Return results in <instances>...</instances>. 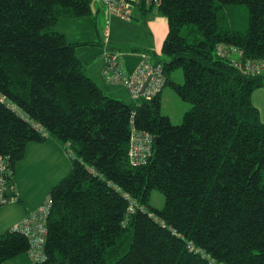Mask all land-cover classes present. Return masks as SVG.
Listing matches in <instances>:
<instances>
[{
	"label": "trees",
	"instance_id": "1",
	"mask_svg": "<svg viewBox=\"0 0 264 264\" xmlns=\"http://www.w3.org/2000/svg\"><path fill=\"white\" fill-rule=\"evenodd\" d=\"M94 1L0 0V156L10 160L9 185L30 143L56 140L72 161L48 196L47 258L38 264H264V122L253 104L264 76L243 74L219 53L233 46L264 59V0H163L170 60L155 65L191 104L180 125L162 114V94L129 103L108 96L77 54L99 42H70L55 29L93 15ZM177 69L183 84L171 78ZM133 129L155 140L138 167ZM155 190L163 209L150 204ZM29 246L1 234L0 264Z\"/></svg>",
	"mask_w": 264,
	"mask_h": 264
},
{
	"label": "rangeland",
	"instance_id": "2",
	"mask_svg": "<svg viewBox=\"0 0 264 264\" xmlns=\"http://www.w3.org/2000/svg\"><path fill=\"white\" fill-rule=\"evenodd\" d=\"M55 29L64 33L70 42H82L86 40L99 42L94 47H79L77 49V54L86 63L87 69L94 66L95 63L98 64L99 60L102 61L104 69L105 63L103 64V61L105 62L106 52L122 54V59L127 70L128 68H133L137 61L144 56L151 63H155L156 61L164 63L170 60L163 53V45L169 32L168 19L158 9L143 17L138 15L136 19L131 21L113 17L110 20V24L107 25V11L103 0H95L93 15L64 20ZM107 30L109 31V36L105 37ZM171 78L177 83L183 84V70L177 69L173 71ZM108 87L110 88L109 90L106 89L108 96L126 103L132 101L129 91L123 86L108 85ZM161 102L162 114L170 117L174 125L182 124L186 112L191 109V104L183 101L169 86L165 87ZM65 152V157L70 164L71 171L72 161L70 152L66 150ZM46 159L44 158V160ZM49 159L53 163L51 156H49ZM23 164L21 161L18 163L19 187L24 197L30 195L29 198L40 196L49 183L55 181V184H57L70 173V171L65 175L62 173L63 176L59 177L50 170L53 164H48L36 170H32L29 165ZM29 198L26 199L28 200ZM165 202V197L160 191L155 190L152 192L150 200L152 207L163 209ZM9 206L8 204L0 205V209Z\"/></svg>",
	"mask_w": 264,
	"mask_h": 264
},
{
	"label": "built area",
	"instance_id": "3",
	"mask_svg": "<svg viewBox=\"0 0 264 264\" xmlns=\"http://www.w3.org/2000/svg\"><path fill=\"white\" fill-rule=\"evenodd\" d=\"M163 0H103L107 11V25L113 17L131 21L140 15V8L160 9ZM109 31L105 32V37ZM219 53L230 58V63L243 74L251 77L264 76V59L251 60L246 58L244 51L237 47H220ZM146 58V56H144ZM105 81L113 85L126 88L133 101L152 99L162 94L167 79L162 65L151 64L143 60L133 72L124 68L122 54L115 52L105 53L103 69ZM155 140L146 132L133 129L130 140V161L134 167L144 165L153 156ZM69 147V146H68ZM70 152V150H68ZM10 160L0 156V205H6L17 200L9 185ZM53 201L48 197L34 212H31L22 221L10 228V232L20 234L29 241L28 257L33 264L46 261V242L49 234L48 218L52 212Z\"/></svg>",
	"mask_w": 264,
	"mask_h": 264
},
{
	"label": "crops",
	"instance_id": "4",
	"mask_svg": "<svg viewBox=\"0 0 264 264\" xmlns=\"http://www.w3.org/2000/svg\"><path fill=\"white\" fill-rule=\"evenodd\" d=\"M143 60L148 61L147 58H144V57L140 58V60L137 61V63L134 65L133 68H128V70L125 68L126 71L129 73L134 71L135 68ZM104 63L105 62L103 61V64ZM155 63H151V64H155ZM102 70H103L102 61L99 60L98 64L95 63L94 66L88 69V73H89V76L92 78V80L95 81L96 84L104 92H107L106 89L108 90L110 89L108 85H112V84H109L105 81L103 74H102L103 72ZM253 104L259 109L260 114H261V119L264 122V87L254 92ZM65 153L66 152H65L64 147L56 140L49 139L43 143L33 142L27 146L25 157L21 162L24 163L23 165H29L32 168V170L39 169L40 167L42 168L48 164H53L52 168L50 169L51 172L55 174L56 176L60 177V176H63L62 173L65 175L70 171V164L67 158L65 157L66 156ZM49 156L52 157L53 163L50 161ZM44 158H47V159L44 160ZM54 184H55V181L49 183L46 189L44 190V192L40 196L29 198L30 195H26L24 197L23 192L22 190H20V187H19L20 183H19V177H18V164H17L15 171H14V181H13L12 193L18 199L14 202L8 203V205H10L9 207L0 209V235L9 231L12 226L22 221L31 212L36 211L48 198L50 190L52 189ZM26 198H29V199L27 200ZM5 264H33V263L27 254H23L16 258L8 260Z\"/></svg>",
	"mask_w": 264,
	"mask_h": 264
},
{
	"label": "water",
	"instance_id": "5",
	"mask_svg": "<svg viewBox=\"0 0 264 264\" xmlns=\"http://www.w3.org/2000/svg\"><path fill=\"white\" fill-rule=\"evenodd\" d=\"M156 142H157V140H156Z\"/></svg>",
	"mask_w": 264,
	"mask_h": 264
}]
</instances>
